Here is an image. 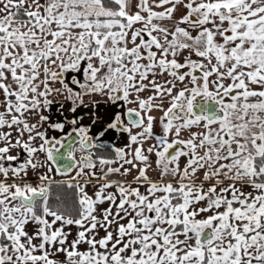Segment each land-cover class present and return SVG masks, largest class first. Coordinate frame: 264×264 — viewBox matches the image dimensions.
<instances>
[{
    "label": "snow or ice",
    "instance_id": "obj_1",
    "mask_svg": "<svg viewBox=\"0 0 264 264\" xmlns=\"http://www.w3.org/2000/svg\"><path fill=\"white\" fill-rule=\"evenodd\" d=\"M0 264H264V0H0Z\"/></svg>",
    "mask_w": 264,
    "mask_h": 264
},
{
    "label": "trees",
    "instance_id": "obj_2",
    "mask_svg": "<svg viewBox=\"0 0 264 264\" xmlns=\"http://www.w3.org/2000/svg\"><path fill=\"white\" fill-rule=\"evenodd\" d=\"M55 192L57 194H60L61 196H70L71 193H68V192H65V191H62V190H55Z\"/></svg>",
    "mask_w": 264,
    "mask_h": 264
},
{
    "label": "water",
    "instance_id": "obj_3",
    "mask_svg": "<svg viewBox=\"0 0 264 264\" xmlns=\"http://www.w3.org/2000/svg\"><path fill=\"white\" fill-rule=\"evenodd\" d=\"M213 110V106L212 105H209V111L211 112ZM194 111H199V109H195L194 108Z\"/></svg>",
    "mask_w": 264,
    "mask_h": 264
},
{
    "label": "rangeland",
    "instance_id": "obj_4",
    "mask_svg": "<svg viewBox=\"0 0 264 264\" xmlns=\"http://www.w3.org/2000/svg\"><path fill=\"white\" fill-rule=\"evenodd\" d=\"M87 122H89V121L85 120V123H87ZM58 178H59V177H58ZM73 231H75V229H73Z\"/></svg>",
    "mask_w": 264,
    "mask_h": 264
},
{
    "label": "crops",
    "instance_id": "obj_5",
    "mask_svg": "<svg viewBox=\"0 0 264 264\" xmlns=\"http://www.w3.org/2000/svg\"><path fill=\"white\" fill-rule=\"evenodd\" d=\"M154 115H159L158 113H155ZM88 123V122H87Z\"/></svg>",
    "mask_w": 264,
    "mask_h": 264
}]
</instances>
